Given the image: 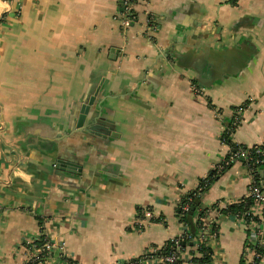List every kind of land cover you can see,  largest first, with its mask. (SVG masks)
<instances>
[{
	"label": "crops",
	"instance_id": "crops-1",
	"mask_svg": "<svg viewBox=\"0 0 264 264\" xmlns=\"http://www.w3.org/2000/svg\"><path fill=\"white\" fill-rule=\"evenodd\" d=\"M131 2L123 27L124 0H0V264H22L39 231L77 264L151 254L186 229L178 202L202 179L200 207L246 194L242 160L214 166L228 127L264 144V0ZM139 208L159 220L134 227ZM217 228L211 263L242 264L264 220L223 214ZM197 255L188 244L177 264Z\"/></svg>",
	"mask_w": 264,
	"mask_h": 264
},
{
	"label": "built area",
	"instance_id": "built-area-1",
	"mask_svg": "<svg viewBox=\"0 0 264 264\" xmlns=\"http://www.w3.org/2000/svg\"><path fill=\"white\" fill-rule=\"evenodd\" d=\"M132 2L131 0H124L123 8L118 15V19L123 27L129 26L133 22L132 16ZM147 27L149 29L153 28V23L151 19L147 20ZM194 93H198L197 87H192ZM239 114L234 116V121L239 120ZM220 142L225 144L227 151L225 156L214 166V174L221 172L226 166L236 160H242L248 169L250 174V181L246 194L242 199H247L249 205L245 210L244 214L238 212L227 211L222 213V209H227L230 204H237L242 199L235 201L233 203L217 202L210 206H207L206 213L200 218L201 225L197 230V235L192 236L189 229H184L179 235L175 236L170 240V246L173 247L171 251L162 253H151L145 254L143 256L134 257L126 261H117L115 264H145L149 261L155 262L156 264H177L180 260L182 247L179 245L181 240H193L194 245L197 246L200 243H206L208 238L214 237L216 232L212 233L207 239L204 240L206 236V229L209 224L214 222L217 223L218 218L225 214L232 216L240 220L246 227H254V224L258 221L264 220V180L259 177H255L253 172L254 167H259L264 165V144H252L250 146L240 145L231 140L230 128H226L220 133ZM257 172V171H256ZM200 183L197 188H200ZM188 203L182 205V210H187ZM157 214L149 208H139L136 210L134 215L133 226L136 228H143L144 225L149 224L152 221L159 220ZM256 236L251 241L246 242V247L242 254L243 263L242 264H258L264 260V235L262 231L257 229L255 232ZM24 251V260L22 264H44L46 256L57 250L60 253V264H77L72 258L65 254V243L64 241H55L50 236H43L41 231L33 236L25 238L22 242ZM198 249V248H197ZM196 264H199L196 262ZM212 264V263H211Z\"/></svg>",
	"mask_w": 264,
	"mask_h": 264
},
{
	"label": "trees",
	"instance_id": "trees-1",
	"mask_svg": "<svg viewBox=\"0 0 264 264\" xmlns=\"http://www.w3.org/2000/svg\"><path fill=\"white\" fill-rule=\"evenodd\" d=\"M132 1L135 3L136 0H132ZM134 5L135 4H133V6H132V13H131L133 16V21L136 18ZM258 168L254 167V169H253V172L255 173L256 178H258L257 172H256V171H258L257 170ZM209 178L210 177H208L206 179H202L200 181V185H199L200 188H196V189L192 190L191 192H189L187 195L182 196L178 202L176 215L178 216V218L181 222L185 223L186 229L187 228L189 229L192 236L197 235L196 234L197 230H198L199 226L201 225L199 217H201L202 215H204L206 213L207 207H200L199 197H200V194L208 186V184L210 182ZM185 203H188L189 208L187 210H182L181 207ZM248 205H249V201L247 199H242L239 203L230 204V205H228L227 209H222V213H226L227 211H232V212L236 211L238 213L244 214ZM189 223L192 224V226H193L192 229H190L188 227ZM217 229H218L217 223H215V221L210 223L208 228L206 229V236L204 237V240L207 239V237L210 236L214 232H216L215 236H217V232H218ZM43 236H45V235L43 234L42 237ZM170 240L163 247L158 249L157 252H154V254L171 251L173 247L170 246V244H171ZM193 243H194L193 240L185 239L184 241L181 240L179 245L182 248H185L188 244L192 245ZM197 248H198L197 250L199 252V255L193 257V260L199 264H211V258H212V254H213L211 246L209 244H205L203 242V243H200L197 246ZM60 261H61V258H60ZM242 263H243V261H242ZM30 264H33V263H30Z\"/></svg>",
	"mask_w": 264,
	"mask_h": 264
},
{
	"label": "water",
	"instance_id": "water-1",
	"mask_svg": "<svg viewBox=\"0 0 264 264\" xmlns=\"http://www.w3.org/2000/svg\"><path fill=\"white\" fill-rule=\"evenodd\" d=\"M85 108L86 107H84V108H82L81 109V112H80V114H79V118H78V126H80V120H82V118H84V116H85V114L87 113V112H85ZM103 125H106V124H104V123H98V124H90L89 126H87L88 127V129L89 130H91V131H98V132H102V133H106L107 132V129H105V131L102 129L103 128ZM257 170H259V168L257 169ZM192 227V226H191Z\"/></svg>",
	"mask_w": 264,
	"mask_h": 264
}]
</instances>
